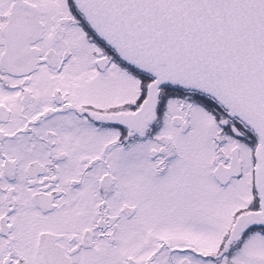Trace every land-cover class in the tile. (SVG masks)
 <instances>
[{"label": "snow or ice", "instance_id": "snow-or-ice-1", "mask_svg": "<svg viewBox=\"0 0 264 264\" xmlns=\"http://www.w3.org/2000/svg\"><path fill=\"white\" fill-rule=\"evenodd\" d=\"M0 264H264V0H0Z\"/></svg>", "mask_w": 264, "mask_h": 264}]
</instances>
